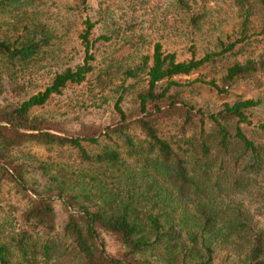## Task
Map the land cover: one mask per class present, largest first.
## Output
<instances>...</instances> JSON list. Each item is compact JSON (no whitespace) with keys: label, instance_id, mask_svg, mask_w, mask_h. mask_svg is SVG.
Here are the masks:
<instances>
[{"label":"trees","instance_id":"16d2710c","mask_svg":"<svg viewBox=\"0 0 264 264\" xmlns=\"http://www.w3.org/2000/svg\"><path fill=\"white\" fill-rule=\"evenodd\" d=\"M147 1L78 0L81 61L60 67L49 26L19 18L33 0H0L9 16L0 28V191L20 195L0 222V264H216L221 249L231 264H264V225L251 210L256 201L264 213V96L235 93L263 91L264 0H164L143 28L131 17ZM221 3L236 19L215 48L179 59L154 40L145 52L151 35H194ZM113 40L109 56L99 51ZM113 79L117 120L81 121L72 134L37 112L72 85L101 92ZM205 90L225 100L210 109L194 97ZM29 145L69 155L42 161L23 152Z\"/></svg>","mask_w":264,"mask_h":264},{"label":"rangeland","instance_id":"374dc122","mask_svg":"<svg viewBox=\"0 0 264 264\" xmlns=\"http://www.w3.org/2000/svg\"><path fill=\"white\" fill-rule=\"evenodd\" d=\"M78 0H33V3L23 6L20 10V19L23 22H43L48 25V29L51 32L50 48L53 49V54L57 62V66L65 67L72 66L81 61V47L77 39V32L84 26L83 22L86 15L83 11L76 7ZM93 7L96 0H90ZM164 0H148L143 7H140L138 11L131 17L129 14L125 15L117 12L119 21L125 19H134L133 22L140 27L146 28L149 24L150 15L156 11L160 16L162 9L160 6ZM213 4V1H210ZM218 18V19H217ZM235 14L232 7L228 4L221 3V11L215 17H210V14L206 16V20L200 24L199 29L192 36H184L183 34L175 36L171 39L162 38L159 35H151L148 40L150 43L146 44L144 49L146 53L152 52V43L154 40L163 41V48L166 50H177V57L179 59L189 58L194 55L196 58L201 57L205 52L215 48V38L218 35L225 36V34H231L233 32V24L235 22ZM9 16L5 13L0 14V28H4ZM214 20V24L210 22ZM183 32V31H182ZM191 40H193V49L191 47ZM115 40L107 42L105 45L100 46L102 52H106V56H109L110 50L115 46ZM256 43V42H254ZM251 49V50H250ZM261 47L258 44H254L249 50L252 55H256L261 51ZM248 50V49H247ZM194 52V54H192ZM98 60L101 61V55ZM103 64V62H102ZM49 68V67H48ZM47 68V69H48ZM204 73V71L202 72ZM199 73L191 75H184L177 77L180 81L192 80L196 78ZM208 79V77H204ZM45 80H48V76H45ZM117 83V80L113 79L111 85L107 86L103 91L95 89L93 92H89L86 83L75 84L69 87L62 95L54 96L47 104L38 107V113H47L54 117L63 119L67 125L65 127L67 132L77 134L79 128V122H89L92 120L100 121L102 124H106L112 120L118 119V113L113 111V103L115 94L113 88ZM42 81H37L35 87H32V92L40 90L42 88ZM263 91L254 90L249 91L245 86L240 85L235 89L236 95H242V98H249L255 96H264ZM231 95L229 98H233ZM197 102L204 106L215 109L222 104L225 98H218L214 91L205 90L199 95L194 96ZM260 108V107H258ZM23 152H30L35 155L36 158L42 161H65L69 155V150H50L37 146L29 145L23 148ZM0 222L5 220L7 216L6 206L10 203L17 204V199H20V195L15 194L13 190L8 191V186L4 185L0 191ZM55 206L58 215V219L64 216L62 205L55 197ZM252 213L257 214L261 220V224L264 225V213L263 209L258 206L255 201L251 206ZM226 250H218L216 257V264H231L234 260V256H228Z\"/></svg>","mask_w":264,"mask_h":264}]
</instances>
